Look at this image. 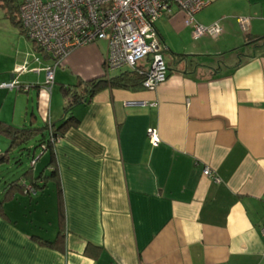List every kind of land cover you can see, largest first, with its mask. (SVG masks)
I'll list each match as a JSON object with an SVG mask.
<instances>
[{"label": "crops", "instance_id": "1", "mask_svg": "<svg viewBox=\"0 0 264 264\" xmlns=\"http://www.w3.org/2000/svg\"><path fill=\"white\" fill-rule=\"evenodd\" d=\"M194 19L222 33L193 41L171 7L155 23L166 81L74 105L52 163L45 152L43 166L15 164L0 128V264H264V41L251 43L264 38V0H209ZM106 53L98 41L58 63L35 48L0 55V85L22 87L0 88L2 127L57 126L63 88L128 71H106ZM34 180L31 198L13 186Z\"/></svg>", "mask_w": 264, "mask_h": 264}, {"label": "built area", "instance_id": "2", "mask_svg": "<svg viewBox=\"0 0 264 264\" xmlns=\"http://www.w3.org/2000/svg\"><path fill=\"white\" fill-rule=\"evenodd\" d=\"M208 4L209 0H21L18 21L35 47L55 63L75 48L104 41L106 71L123 68L136 71L143 78L142 88L154 90L166 81L168 72L156 21L175 6L184 14V23L190 27L193 41L205 36L217 37L222 33L218 23L202 26L194 19ZM239 21L245 28V19ZM143 60L148 61L147 70L138 68ZM52 84L53 71L48 69L45 85ZM0 88L22 87L14 80L1 84ZM147 136L152 145L158 143L155 130H147ZM203 175L216 183L219 181L207 168ZM26 189L31 191L30 187Z\"/></svg>", "mask_w": 264, "mask_h": 264}, {"label": "trees", "instance_id": "3", "mask_svg": "<svg viewBox=\"0 0 264 264\" xmlns=\"http://www.w3.org/2000/svg\"><path fill=\"white\" fill-rule=\"evenodd\" d=\"M14 1V0H10ZM17 2V16H18V9L20 7V1L16 0ZM15 8V7H14ZM15 15V13H14ZM19 25V23H18ZM19 28L22 29L19 25ZM23 31V30H22ZM24 33V31H23ZM25 34V33H24ZM264 41V38H259L254 41H251V43H257ZM34 45V43H33ZM34 48L41 52L37 47L34 46ZM168 71V69H167ZM168 76V72H167ZM142 76L139 75L136 71H125L121 73L120 75L110 78L108 80L106 79H96L91 82H87L85 84L76 86L74 88H63V96L66 100V105L64 107L65 115L62 118V120L58 123V125H54L53 123L45 122L43 125L39 128H27L24 127L22 129H12L11 127H6L5 129L2 127V123L0 122V128H2V131H4L8 136H10L11 139V148L16 149L17 161L15 164L22 163L21 158L23 156L25 158H30V167L32 168L35 164V162L40 158L42 154L45 152H49L51 163H52V157H53V150H54V140L60 136V130L62 128H65L71 124H73L72 118H70V109L79 103L87 101L88 98L92 97L95 93L105 89V88H116V89H136L142 87ZM82 87L81 91L78 90V88ZM33 145L32 147H28L29 145ZM44 147V149H42ZM33 149V150H32ZM36 149H40V154L38 156H33V151ZM54 163V162H53ZM52 166V164H51ZM48 178H52L55 174H57V169L53 167L50 170ZM13 184V183H12ZM10 184V185H12ZM14 187L18 188L20 193H22L24 196H27L29 198L35 196L37 194V189H41L42 185L38 183V181H33L30 184H15ZM27 187H30L31 191L26 189Z\"/></svg>", "mask_w": 264, "mask_h": 264}, {"label": "rangeland", "instance_id": "4", "mask_svg": "<svg viewBox=\"0 0 264 264\" xmlns=\"http://www.w3.org/2000/svg\"><path fill=\"white\" fill-rule=\"evenodd\" d=\"M14 13H15V8L5 6L3 4V1L0 0V55H3V56L10 55L13 57L16 54H20V53L21 55H23L24 48H34L32 47L33 43L31 42V40L28 39L23 33L22 29L19 28V25H18L19 19L17 15H14ZM168 40L175 41V38L172 35H170L168 37ZM165 55L170 57L171 54L165 53L164 56ZM126 69L127 68H123L121 70H126ZM38 120L40 124L43 125V122L40 119ZM39 154H40V149L37 150L36 156H38ZM42 158L43 156L41 157L40 161L37 162V164L42 163V166H43L45 164V161H43ZM21 159L23 160V164L21 166L28 167L27 162H26L27 158L23 156V158ZM24 169L26 168H23V170ZM14 177H16V175H14Z\"/></svg>", "mask_w": 264, "mask_h": 264}]
</instances>
